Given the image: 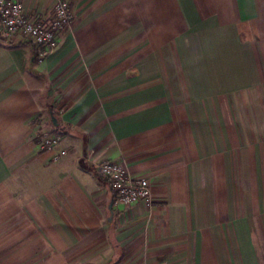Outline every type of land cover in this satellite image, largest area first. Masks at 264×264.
Listing matches in <instances>:
<instances>
[{
  "label": "crops",
  "instance_id": "crops-1",
  "mask_svg": "<svg viewBox=\"0 0 264 264\" xmlns=\"http://www.w3.org/2000/svg\"><path fill=\"white\" fill-rule=\"evenodd\" d=\"M67 1L54 51L0 37V264H264V0Z\"/></svg>",
  "mask_w": 264,
  "mask_h": 264
},
{
  "label": "built area",
  "instance_id": "built-area-1",
  "mask_svg": "<svg viewBox=\"0 0 264 264\" xmlns=\"http://www.w3.org/2000/svg\"><path fill=\"white\" fill-rule=\"evenodd\" d=\"M72 13L67 0H57L52 16L48 20L36 21L28 17L20 0H0V37L6 40L22 38L40 49V55L54 51L59 34L70 26ZM60 143L58 135L46 133L42 136L41 147L54 152ZM67 152L60 151L53 157L58 160ZM99 173L106 177L115 193V204L130 206L139 201H150L152 189L145 177L134 178L128 170L113 161L97 165Z\"/></svg>",
  "mask_w": 264,
  "mask_h": 264
},
{
  "label": "trees",
  "instance_id": "trees-1",
  "mask_svg": "<svg viewBox=\"0 0 264 264\" xmlns=\"http://www.w3.org/2000/svg\"><path fill=\"white\" fill-rule=\"evenodd\" d=\"M51 112L54 114L55 112L51 109ZM102 176V175H101ZM104 177V176H103ZM106 178V177H105Z\"/></svg>",
  "mask_w": 264,
  "mask_h": 264
}]
</instances>
